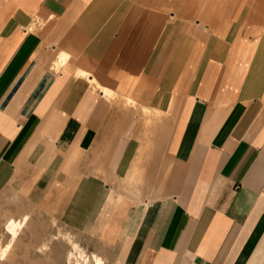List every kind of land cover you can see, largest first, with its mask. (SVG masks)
Masks as SVG:
<instances>
[{"label":"crops","instance_id":"crops-1","mask_svg":"<svg viewBox=\"0 0 264 264\" xmlns=\"http://www.w3.org/2000/svg\"><path fill=\"white\" fill-rule=\"evenodd\" d=\"M204 9L0 0V193L106 264H264V0Z\"/></svg>","mask_w":264,"mask_h":264},{"label":"rangeland","instance_id":"rangeland-1","mask_svg":"<svg viewBox=\"0 0 264 264\" xmlns=\"http://www.w3.org/2000/svg\"><path fill=\"white\" fill-rule=\"evenodd\" d=\"M148 2L178 10L191 20L205 18L202 15L204 10L207 11L204 7L208 5V0ZM199 11L201 14H198ZM104 95L110 96L108 93ZM10 191L0 193V250L11 241V234L5 225L7 217L12 216L21 225L7 255L0 256V264H94L92 255L98 253L93 251L94 248L79 227L68 223L65 218L51 217L35 210L25 198ZM25 219L26 222H23ZM99 256L106 264L103 257Z\"/></svg>","mask_w":264,"mask_h":264},{"label":"bare ground","instance_id":"bare-ground-1","mask_svg":"<svg viewBox=\"0 0 264 264\" xmlns=\"http://www.w3.org/2000/svg\"><path fill=\"white\" fill-rule=\"evenodd\" d=\"M25 217H27V216H25ZM23 222H26V219ZM5 225H6V229L11 234V241L9 243H7V245L5 247L1 248L0 256L7 255L8 251H9V248L11 247L10 245L12 243V239H14V237L16 236V234H17V232H18V230L20 228L21 222L20 221H16L15 219L12 218V216L9 215L7 217ZM92 261L94 262V264H103L102 259L99 256H96V255H92ZM76 264H81V262L80 263L76 262Z\"/></svg>","mask_w":264,"mask_h":264}]
</instances>
